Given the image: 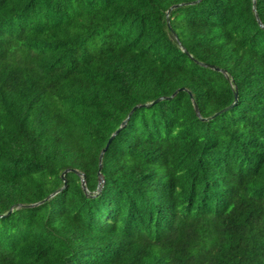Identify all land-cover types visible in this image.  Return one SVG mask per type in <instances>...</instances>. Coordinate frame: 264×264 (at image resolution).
Here are the masks:
<instances>
[{
    "label": "trees",
    "instance_id": "trees-1",
    "mask_svg": "<svg viewBox=\"0 0 264 264\" xmlns=\"http://www.w3.org/2000/svg\"><path fill=\"white\" fill-rule=\"evenodd\" d=\"M262 22L0 0V264H264Z\"/></svg>",
    "mask_w": 264,
    "mask_h": 264
},
{
    "label": "water",
    "instance_id": "water-1",
    "mask_svg": "<svg viewBox=\"0 0 264 264\" xmlns=\"http://www.w3.org/2000/svg\"><path fill=\"white\" fill-rule=\"evenodd\" d=\"M223 71V70H222ZM235 98H236V92H235ZM195 109H196V111H198V109H197V106L195 105ZM116 131H118V130H116ZM104 150V149H103ZM103 150H102V152H103ZM76 172H78V171H76ZM82 175V184H83V187L85 188V185H84V177H83V174H81Z\"/></svg>",
    "mask_w": 264,
    "mask_h": 264
},
{
    "label": "snow or ice",
    "instance_id": "snow-or-ice-1",
    "mask_svg": "<svg viewBox=\"0 0 264 264\" xmlns=\"http://www.w3.org/2000/svg\"><path fill=\"white\" fill-rule=\"evenodd\" d=\"M262 26H264V22H262Z\"/></svg>",
    "mask_w": 264,
    "mask_h": 264
}]
</instances>
